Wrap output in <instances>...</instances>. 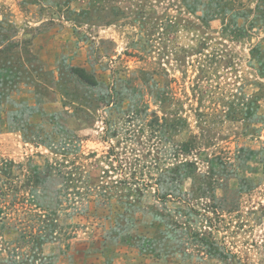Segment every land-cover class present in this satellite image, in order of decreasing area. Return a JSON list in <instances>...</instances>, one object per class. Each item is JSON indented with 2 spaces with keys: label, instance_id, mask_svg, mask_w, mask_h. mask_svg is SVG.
<instances>
[{
  "label": "rangeland",
  "instance_id": "rangeland-1",
  "mask_svg": "<svg viewBox=\"0 0 264 264\" xmlns=\"http://www.w3.org/2000/svg\"><path fill=\"white\" fill-rule=\"evenodd\" d=\"M0 264H264V0H0Z\"/></svg>",
  "mask_w": 264,
  "mask_h": 264
}]
</instances>
